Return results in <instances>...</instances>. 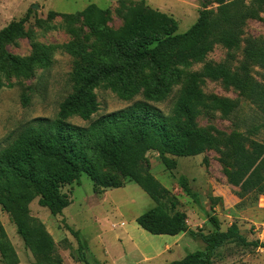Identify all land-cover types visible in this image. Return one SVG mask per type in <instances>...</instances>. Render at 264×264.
Returning <instances> with one entry per match:
<instances>
[{
  "label": "trees",
  "instance_id": "obj_1",
  "mask_svg": "<svg viewBox=\"0 0 264 264\" xmlns=\"http://www.w3.org/2000/svg\"><path fill=\"white\" fill-rule=\"evenodd\" d=\"M127 2L119 0L118 14L124 20L133 14V19L120 32L108 29L106 10L95 5L75 13L91 21L95 48L72 42L46 47L39 55L14 57L4 47L24 35L28 14L0 30V65L7 66L16 75L47 63L55 50L82 62L69 74L73 92L61 101L56 116L33 119L0 149L1 211L8 215L37 264H63L43 224L30 216V203L38 197L40 207L52 216L61 215L70 205L61 192L65 185L73 182L79 185L81 175L85 174L94 189H116L121 184L110 174L115 172L135 183L156 203L135 219L140 229L153 236H198L204 243L202 250L169 264H213L218 249L229 243L264 248L258 240L248 242L234 224L221 231L219 220L209 213L206 216L212 230L208 234L193 232L187 225L186 215L175 211L176 199L140 167L150 152L158 155L167 170H173L175 158L197 156L208 148L227 149L229 155L224 162L227 182L244 194L264 195V144L250 141L247 147L248 138L242 132L224 133L212 127H197L195 120L202 96L195 85L180 94L169 114L152 105L162 103L171 94L168 72L172 67L200 62L216 45L237 46L245 21L260 18L264 0H214L215 9H208L203 3L196 22L182 34H173L176 26L167 16L157 12L152 15H159V20L146 21L143 15L128 9ZM54 15L49 12L48 18ZM244 58L249 65L264 70V41L247 40ZM207 69L206 76L221 78L264 117V84L254 82L248 72L232 74L222 69ZM145 72L159 75L139 82L137 77ZM100 84L123 101L139 94L143 100L92 120L99 109L94 89ZM213 106L228 117L235 104L214 99ZM72 118L88 125H74L69 121ZM179 185L197 201L196 193L184 177L179 178ZM209 201L213 209L221 199L210 197ZM163 202H169V208ZM67 229L78 239L77 232ZM0 253L9 260L8 264H17L1 224Z\"/></svg>",
  "mask_w": 264,
  "mask_h": 264
},
{
  "label": "rangeland",
  "instance_id": "obj_2",
  "mask_svg": "<svg viewBox=\"0 0 264 264\" xmlns=\"http://www.w3.org/2000/svg\"><path fill=\"white\" fill-rule=\"evenodd\" d=\"M118 3L119 0H0V30L28 14L24 35L4 49L14 57H29L41 54L46 47L72 42L95 48L96 37L91 31V21L75 13L95 5L106 10L108 29L120 32L132 22L133 14L124 20L118 14L121 6ZM127 3L128 9L143 15L146 21L159 20V15H152L157 12L167 16L176 26L173 34L186 32L196 22L203 3L208 9L217 6L214 0H128ZM49 12L55 13L51 19L48 18ZM247 40L264 41V10L259 19L245 21L237 46L216 45L202 61L172 67L168 72L171 94L162 103L152 105L163 114H169L180 94L195 85L202 96L195 120L197 127H212L224 133L242 132L248 138L247 147L250 141L264 144V117L259 110L221 78L204 73L207 68L232 74L248 72L254 82L264 84V70L249 65L244 58ZM81 64L78 58L55 50L47 63L36 65L25 74L16 75L7 66L0 65V149L33 119H53L56 116L61 101L73 92L69 74ZM157 75L145 72L137 80L141 82ZM94 93L99 109L92 120L143 100L139 94L123 101L111 91L104 90L101 84ZM214 99L235 104L228 117L213 106ZM69 121L77 126L88 125L78 118ZM253 128L258 129L253 132ZM228 155L227 149L208 148L197 156L175 158V169L167 170L158 155L150 152L140 167L176 199L175 211L186 215L187 225L193 232L208 234L212 230L206 216L209 213L217 217L221 231L234 224L248 242L258 240L264 244V195L244 194L227 182L224 162ZM110 174L120 182L119 188L94 189L85 174L81 175L79 185L74 182L65 185L61 192L70 205L61 215L52 216L47 209L40 207L38 197L30 203V216L43 224L53 239L55 254L63 264H169L204 248L198 236H153L140 229L135 219L156 203L128 178L115 172ZM180 177L187 180L189 188L197 195V201L182 190ZM210 197L221 199L213 209L210 208ZM162 205L169 208V202ZM0 224L15 252L17 264H37L1 208ZM68 227L77 232L78 239ZM8 262L0 253V264ZM213 264H264V248L229 243L218 249Z\"/></svg>",
  "mask_w": 264,
  "mask_h": 264
},
{
  "label": "water",
  "instance_id": "obj_3",
  "mask_svg": "<svg viewBox=\"0 0 264 264\" xmlns=\"http://www.w3.org/2000/svg\"><path fill=\"white\" fill-rule=\"evenodd\" d=\"M33 7H35V8H36L37 6H33Z\"/></svg>",
  "mask_w": 264,
  "mask_h": 264
},
{
  "label": "crops",
  "instance_id": "obj_4",
  "mask_svg": "<svg viewBox=\"0 0 264 264\" xmlns=\"http://www.w3.org/2000/svg\"><path fill=\"white\" fill-rule=\"evenodd\" d=\"M181 235H183V234H181ZM179 236V235H178Z\"/></svg>",
  "mask_w": 264,
  "mask_h": 264
}]
</instances>
